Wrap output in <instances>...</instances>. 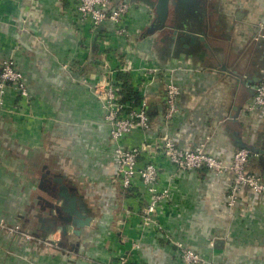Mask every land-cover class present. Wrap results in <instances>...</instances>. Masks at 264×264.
<instances>
[{"label": "crops", "instance_id": "crops-1", "mask_svg": "<svg viewBox=\"0 0 264 264\" xmlns=\"http://www.w3.org/2000/svg\"><path fill=\"white\" fill-rule=\"evenodd\" d=\"M206 1L209 49L201 42L187 49L177 38L170 44L160 32L149 35L154 10L141 1H130L127 33L117 36L108 22L79 28L66 0H0V60L13 59L29 94L20 101L8 90L0 109V219L31 236L0 230V264H102L120 254L132 264H181L164 235L207 263L264 264V197L242 188L230 209L229 174L179 171L151 151L140 160L157 161L160 185L170 197L154 215L162 233L141 227L135 212L143 207L140 191L134 188L128 198L120 194L110 127L91 89L110 71L128 75L148 118V130L133 143L142 135L152 144L168 135L181 148L202 144L225 161L240 141L264 147V112H246L264 69V0ZM143 67L159 70L151 84L140 79ZM166 76L180 90V114L169 123ZM255 156L247 169L264 178ZM45 171L64 175L84 196L92 218L80 237L69 235L63 246L58 232L48 242L36 235L38 197H45L36 187Z\"/></svg>", "mask_w": 264, "mask_h": 264}, {"label": "built area", "instance_id": "built-area-1", "mask_svg": "<svg viewBox=\"0 0 264 264\" xmlns=\"http://www.w3.org/2000/svg\"><path fill=\"white\" fill-rule=\"evenodd\" d=\"M79 24V28L89 26L96 29L108 22L114 25L113 33L125 36L127 30L123 25L128 19L129 5L118 0H66ZM156 67H143L138 73L143 84H151L158 76ZM115 75L112 71L106 73L92 86V93L98 98L103 110V119L109 125V137L114 142L113 156L115 177L122 189H139V205L143 207L135 212H140L141 227H154L162 233V227L154 215L159 206L169 199L168 187L160 185L159 164L157 161L140 160L146 153H159L171 166L179 171H196L207 169L212 175L219 177L226 174L231 176V184L227 195L229 206H234L237 193L246 188L255 196L264 197V178L247 169L250 152L246 149H236L229 161L210 154L204 146L194 149L181 148L168 136L156 138L154 143H148L143 137L133 143L130 140L139 133L148 130V118L145 103L142 100L138 106L132 103L120 102V88L115 84ZM168 78L165 83L164 114L165 123L172 121L180 114L178 105L179 87ZM12 90L20 101L29 98L27 86L21 72L16 67L13 59L5 57L0 60V109L4 107V100L8 90ZM246 112L250 115L264 112V69L261 70L259 82L254 87L251 101L246 105ZM0 227L10 234L20 233L24 239L31 236L21 233L18 226L9 227L0 219ZM164 239L169 241L178 255L181 264H208L200 254L186 246L183 242L174 240L168 235ZM48 242V240H45ZM140 242H134L132 249L139 250ZM102 264H132L127 254H120L111 263Z\"/></svg>", "mask_w": 264, "mask_h": 264}, {"label": "water", "instance_id": "water-1", "mask_svg": "<svg viewBox=\"0 0 264 264\" xmlns=\"http://www.w3.org/2000/svg\"><path fill=\"white\" fill-rule=\"evenodd\" d=\"M122 1L126 4H130V1L131 3L133 1L145 2V0ZM170 1L171 0H156L154 2L153 20L147 29L149 35L163 32L167 28L166 21L169 16ZM178 34L182 35L181 41H184V47L187 49H193L194 46L196 48L199 44L198 42H201L204 48H210L206 40H208L207 36L211 34L207 35L205 32L194 31L188 27L182 26L177 29V31H174V36L168 39L170 44L175 40ZM190 56L192 55L190 54ZM219 66L222 70L227 71V73L237 75L236 71L229 70L224 64H218L217 67ZM217 67L215 66V69H217ZM233 119H235V116ZM237 144V149L248 150L252 157L257 155V162L264 168V147L259 148L256 144L241 141ZM49 175V171L42 173L39 184L36 187L45 193V197H38L42 204L34 215L40 223L38 230L40 234L36 235L43 240H47L50 234L58 232L61 241L57 243L63 246L64 241L68 240L69 235L80 237L83 229L91 226L92 218L88 215L89 211L84 202V196L79 193L77 188L73 186V184L67 182L65 176L60 173ZM43 180L47 183L48 188L41 186ZM50 242L52 244L56 243L53 240H50Z\"/></svg>", "mask_w": 264, "mask_h": 264}, {"label": "flooded vegetation", "instance_id": "flooded-vegetation-1", "mask_svg": "<svg viewBox=\"0 0 264 264\" xmlns=\"http://www.w3.org/2000/svg\"><path fill=\"white\" fill-rule=\"evenodd\" d=\"M155 1L156 0H145V4L154 10ZM205 6L207 8L206 0H171L169 16L166 21L167 28L163 32H160L161 35L170 38L174 36V31H177V29L182 26L188 27L194 31H206L209 25L207 18L209 14H206ZM197 22L198 24L200 23V25H196ZM176 38L177 42L181 44L182 35L178 34ZM41 186L48 188L44 180Z\"/></svg>", "mask_w": 264, "mask_h": 264}, {"label": "trees", "instance_id": "trees-1", "mask_svg": "<svg viewBox=\"0 0 264 264\" xmlns=\"http://www.w3.org/2000/svg\"><path fill=\"white\" fill-rule=\"evenodd\" d=\"M115 84L120 88V102L122 103H132L134 106H138L142 97L138 93L135 86H132L130 79L125 73H118L115 76ZM120 194L122 197L128 198L133 197V192L131 190L120 189Z\"/></svg>", "mask_w": 264, "mask_h": 264}, {"label": "rangeland", "instance_id": "rangeland-1", "mask_svg": "<svg viewBox=\"0 0 264 264\" xmlns=\"http://www.w3.org/2000/svg\"><path fill=\"white\" fill-rule=\"evenodd\" d=\"M167 78H169L168 76H166ZM168 80V79H167ZM230 209H232V207H230ZM0 230L1 231H4V232H6V233H8L6 230H4V229H2L1 227H0ZM208 264H214L213 262H208ZM216 264V263H215Z\"/></svg>", "mask_w": 264, "mask_h": 264}]
</instances>
